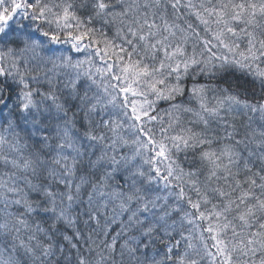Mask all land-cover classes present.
Here are the masks:
<instances>
[{"label": "snow or ice", "instance_id": "1", "mask_svg": "<svg viewBox=\"0 0 264 264\" xmlns=\"http://www.w3.org/2000/svg\"><path fill=\"white\" fill-rule=\"evenodd\" d=\"M0 264H264V0H0Z\"/></svg>", "mask_w": 264, "mask_h": 264}]
</instances>
